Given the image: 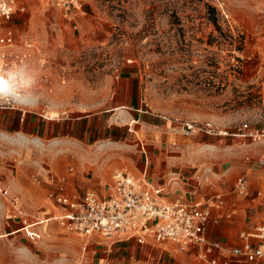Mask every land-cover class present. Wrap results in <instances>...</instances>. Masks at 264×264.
I'll return each instance as SVG.
<instances>
[{"label":"rangeland","instance_id":"rangeland-1","mask_svg":"<svg viewBox=\"0 0 264 264\" xmlns=\"http://www.w3.org/2000/svg\"><path fill=\"white\" fill-rule=\"evenodd\" d=\"M19 2L24 12L0 26V37L12 30L15 40L0 45V264L97 262L90 248L83 253L77 233L58 219L43 220L64 213L63 176L104 182L115 170L135 174L138 150L149 137L170 135L171 154L184 155L176 165L215 192H232L242 176L255 183L264 176L255 170L264 141L249 136L264 130V0ZM125 78L139 83L148 113L131 126L109 128L125 122L106 111ZM1 107L40 125L75 123L82 133L44 137L28 127L5 129ZM187 124L212 132L185 135ZM73 185L68 194H82ZM231 194L240 205L227 203L221 220L237 216L240 230L228 247L264 220V205ZM12 204L32 227L11 233L18 227ZM162 247L153 249L152 264H205L177 244L168 245L171 252Z\"/></svg>","mask_w":264,"mask_h":264},{"label":"built area","instance_id":"built-area-1","mask_svg":"<svg viewBox=\"0 0 264 264\" xmlns=\"http://www.w3.org/2000/svg\"><path fill=\"white\" fill-rule=\"evenodd\" d=\"M55 1L57 6L74 3V0ZM24 10L19 0H0V26L9 22L17 11ZM14 43L12 30L0 37V45L10 46ZM195 126L187 124V127H183V134L189 135L197 129L212 132ZM249 136L256 142L264 141V130L252 131ZM258 162L264 168V153ZM235 187L245 196H250L251 183L248 177H240ZM59 201L65 212L56 219L62 227L86 240L96 236L110 241L136 238L139 243L150 240L155 244L171 242L184 249L197 247L201 258L209 264H229V261L219 262L217 257H213L221 250V245L208 237L213 210L225 204L221 194L195 203H189L182 197L169 201L164 196L162 186L153 184L146 176L123 169L113 172L111 189L105 196L86 191L81 195L63 194ZM13 207L18 212L20 229L32 227L34 221L16 209V205ZM254 238L264 241V222L259 223L253 233L243 236V243L230 251L231 258L237 261L255 258L264 261V247L255 245L252 242Z\"/></svg>","mask_w":264,"mask_h":264},{"label":"crops","instance_id":"crops-1","mask_svg":"<svg viewBox=\"0 0 264 264\" xmlns=\"http://www.w3.org/2000/svg\"><path fill=\"white\" fill-rule=\"evenodd\" d=\"M133 77L134 76H130V78H133ZM122 81L123 82L119 84V86L115 89V91L113 92L111 96V99H110L111 108L107 109L106 111H109V110L116 111L115 114H119L118 118L121 119V121H125V122L124 123H109L107 125V127L109 128H111L112 126H115V127L131 126V121L138 122L139 120H141L143 114L148 113V111L142 108L143 100H142L139 83L132 86V85H128L129 84L128 79L125 78ZM11 108L12 107H1V109L5 110V111H2L4 112L3 116H5V114H8V117L7 118L3 117V120L1 122V126L4 127L5 129L14 128L15 131H19V130H24L28 127L29 129L33 130V133L41 134L44 137H52L54 135L61 136L67 133L69 135H72L74 138H79V135H81L82 133L81 128L76 127L75 123L71 124V123L63 122L60 124L59 122L51 123L48 121L40 125L39 121H32V120L30 121L29 120L30 117H26V115L24 114H23V117L21 115L15 114L14 111L11 110ZM130 110H133L135 112L131 113ZM130 113L131 115H133V118L131 120H129ZM145 123L147 124L148 122H145ZM154 126L157 127L159 125L156 124ZM150 127H151V124H150ZM146 128L147 127H145V129ZM149 138L147 139L148 141L147 140L145 141V143L144 142L141 143L142 147L138 150L139 154L137 155V160H136L133 172H135V174L137 175L146 176L155 185L162 186L164 188V196L169 201H172L177 197H182L185 201L189 203H195L197 201L207 199L213 196L214 194L223 195L225 204L221 208L213 210L212 221L208 226L209 239L212 241H217L221 245V250L217 251L213 255V257H217L219 262L229 261V264H253L255 262L264 263V261L257 259V258L249 259V260L241 259L240 261H237L235 258H231L230 256V251L233 248L238 247L243 243V236L253 233V232L251 233L243 232L240 236L242 238L241 242L234 246L228 247L231 238L237 233H239L240 228L238 227V223H237L238 219H237V216L233 218L235 220L229 219L230 214L227 215V219L221 220V217L223 216V212H224L223 210L228 205L227 203H229V205H240L236 203L237 197H238L237 194H234V193L239 194L240 191L237 190V188L235 187L232 192L225 191L223 193L221 191L215 192L216 188H208L205 186H200L201 183L196 180V174H193L192 171H189L187 168H185V166L176 165L177 163L184 164V161L182 160V158H184V155L175 156L171 154L172 137L170 135L166 134L164 136H161V138H158L156 136H152ZM186 158L185 160L187 162H190ZM254 166L255 164L252 166L253 169H255ZM255 170L264 171V168L259 164V167H257V169ZM210 177H212V175H206L207 180H209ZM62 180H63V183H62L61 188L67 192V193L64 192L63 194H68L69 191H73L71 188V181L73 180L74 182L73 187L84 188L82 194L86 191H95L99 195L105 196L106 194H108V192L111 189L112 175L111 177H109L108 180L104 182H102L100 179L90 180L88 182L80 181V179L78 178H72L71 180V177H65V176L62 177ZM250 183H251L250 196H245L244 194L243 195L248 201L252 202L254 205H264V176L261 177L258 183H255L253 180H250ZM212 192L214 193L212 194ZM231 193H233L235 196L232 195ZM206 196L207 198H204ZM225 196H227V199ZM11 206H12L11 210H14L13 209L14 205H11ZM62 209L64 210L63 207ZM260 212H262V210H258L256 214H259ZM229 213H230V210H229ZM45 214L49 215L50 212L46 211ZM56 217L57 216H51L45 219L51 218L50 219L51 221L53 219L55 220ZM15 218H18V221H19V217L17 214L12 215V219H13V223L18 225V227L17 229H13L10 225L12 229L11 233L21 232L22 230L19 227V222ZM261 222H264V220L259 221L255 225V227ZM215 224H217L218 226H217L216 231L213 232V226ZM255 227H254V230H255ZM82 238L85 241V244L83 247V253L85 254L90 248V250L93 252L92 261L94 259H97V262H93L94 264H102L104 262L111 264L110 262L111 260L116 261V264H125L126 262L124 261H126L127 258H128L127 259L128 264H135L136 261H139V262L142 261L143 257L145 258V256L147 258L143 260L142 264H152L151 258H154L153 249L155 247L158 248L164 245L162 249L170 251L168 249V245L176 244V243H171V242L155 244L151 240L148 241L147 243H139L136 238H130V239L120 238L116 241H108V242L101 241V239L96 236L92 237L90 240H86L85 237H82ZM252 242L255 245L264 247V241L262 240L254 238L252 239ZM115 244L116 246L115 248H113ZM113 249L115 251L111 257V253H113ZM186 250L194 254L196 257L200 258L205 264H209V262L201 258L199 249L197 247H188L186 248ZM155 251H157V249Z\"/></svg>","mask_w":264,"mask_h":264},{"label":"bare ground","instance_id":"bare-ground-1","mask_svg":"<svg viewBox=\"0 0 264 264\" xmlns=\"http://www.w3.org/2000/svg\"><path fill=\"white\" fill-rule=\"evenodd\" d=\"M58 217V216H57ZM51 218H48V219H45V221H48V220H50Z\"/></svg>","mask_w":264,"mask_h":264}]
</instances>
